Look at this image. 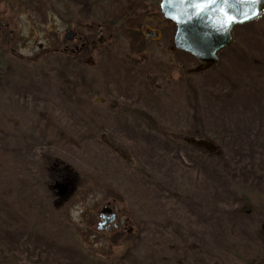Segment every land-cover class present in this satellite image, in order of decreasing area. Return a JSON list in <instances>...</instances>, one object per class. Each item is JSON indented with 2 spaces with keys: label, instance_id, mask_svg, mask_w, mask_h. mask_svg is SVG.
<instances>
[{
  "label": "rangeland",
  "instance_id": "rangeland-1",
  "mask_svg": "<svg viewBox=\"0 0 264 264\" xmlns=\"http://www.w3.org/2000/svg\"><path fill=\"white\" fill-rule=\"evenodd\" d=\"M60 1L0 20V264H264V12L209 64L160 0Z\"/></svg>",
  "mask_w": 264,
  "mask_h": 264
},
{
  "label": "water",
  "instance_id": "water-1",
  "mask_svg": "<svg viewBox=\"0 0 264 264\" xmlns=\"http://www.w3.org/2000/svg\"><path fill=\"white\" fill-rule=\"evenodd\" d=\"M159 9L176 25L174 48L212 64L232 43L235 26L245 25L262 15L264 0H161ZM143 32L149 38L159 36V31L150 27H145ZM72 34L73 30L66 35L71 38ZM192 142L205 145L206 141L192 139ZM110 205L108 202L104 206L102 214L107 211L113 218Z\"/></svg>",
  "mask_w": 264,
  "mask_h": 264
},
{
  "label": "flooded vegetation",
  "instance_id": "flooded-vegetation-1",
  "mask_svg": "<svg viewBox=\"0 0 264 264\" xmlns=\"http://www.w3.org/2000/svg\"><path fill=\"white\" fill-rule=\"evenodd\" d=\"M2 1L6 3L7 0H0V20H5V19H14L16 17H18V11H17V8H16V4H17V0H10V2L8 3L9 5V10L8 11H3L2 10ZM48 13H50L48 11ZM26 14V13H25ZM51 15V14H49ZM59 18H61V15L58 16ZM73 30V34L70 37H67V33L69 31ZM160 32V35L158 38L156 39H151V40H158L161 38V34H162V30L159 31ZM47 34H45V37H46ZM149 39V40H150ZM62 46V54H64L65 56L66 55H70V56H73V57H79V56H82L84 55V53H87L89 52L90 50H92L91 48V44H88L84 37H82V35L80 34L79 30L76 28V27H68L66 32L64 33V37H62L61 39V42H59ZM54 44V43H53ZM53 44H49V46L47 47H51L53 46ZM173 44V42H172ZM60 46V45H59ZM59 46L58 47V50H59ZM50 49V48H49ZM49 49H47L45 51V53L49 54L50 51ZM170 50H174V51H178L174 48V44L170 47ZM54 54V53H53ZM112 204V208H113V212H114V217L112 218L111 215L106 211L104 214L100 213L99 214V221H98V225L100 228H104V227H107V228H113V229H117L119 228L118 227V224H116L117 220H118V213L115 212L114 210V204L112 201H108ZM106 202V204L108 203ZM111 208V206H110ZM115 225V226H112V225ZM115 227V228H114Z\"/></svg>",
  "mask_w": 264,
  "mask_h": 264
},
{
  "label": "trees",
  "instance_id": "trees-1",
  "mask_svg": "<svg viewBox=\"0 0 264 264\" xmlns=\"http://www.w3.org/2000/svg\"><path fill=\"white\" fill-rule=\"evenodd\" d=\"M53 2L51 3V6L49 8H47L49 12H51L50 14H55V15H58L60 16L61 15V18L63 19V15L61 14V8L63 7V4L60 0H52ZM24 2V1H22ZM37 2H40V1H37ZM33 4H36V2L33 1ZM57 8V9H55ZM46 9V8H45ZM113 20H118V19H112L110 20L109 22V25H107V27H111V26H114L116 28H119L122 26V23L120 21H117V22H113ZM125 27V26H123ZM62 179L59 180V182L61 181Z\"/></svg>",
  "mask_w": 264,
  "mask_h": 264
},
{
  "label": "snow or ice",
  "instance_id": "snow-or-ice-1",
  "mask_svg": "<svg viewBox=\"0 0 264 264\" xmlns=\"http://www.w3.org/2000/svg\"><path fill=\"white\" fill-rule=\"evenodd\" d=\"M229 19H232L231 17H229Z\"/></svg>",
  "mask_w": 264,
  "mask_h": 264
}]
</instances>
